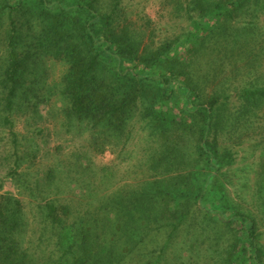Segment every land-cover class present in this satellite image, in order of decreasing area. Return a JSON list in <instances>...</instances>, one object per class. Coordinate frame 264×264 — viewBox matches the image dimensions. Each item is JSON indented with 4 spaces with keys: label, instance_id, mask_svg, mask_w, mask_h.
I'll list each match as a JSON object with an SVG mask.
<instances>
[{
    "label": "trees",
    "instance_id": "1",
    "mask_svg": "<svg viewBox=\"0 0 264 264\" xmlns=\"http://www.w3.org/2000/svg\"><path fill=\"white\" fill-rule=\"evenodd\" d=\"M160 9L185 26L151 49L120 0H0V122L47 100L40 84L53 58L68 66L59 94L67 125L89 131L88 151L123 149L134 119L147 121L152 143L132 184L92 193L97 207L38 204L41 235L55 236L48 253L22 246L23 204L0 195V264H127L153 232L171 227L169 239L198 213L222 227L215 264H264V0ZM166 248L141 264H161Z\"/></svg>",
    "mask_w": 264,
    "mask_h": 264
},
{
    "label": "rangeland",
    "instance_id": "2",
    "mask_svg": "<svg viewBox=\"0 0 264 264\" xmlns=\"http://www.w3.org/2000/svg\"><path fill=\"white\" fill-rule=\"evenodd\" d=\"M122 7L142 37L143 44L151 49L174 33L180 32L185 23L173 19L166 9H160L165 0H120ZM148 16L150 21H142ZM3 51L0 44V55ZM47 74L40 84L41 95L34 109L11 113L9 123L0 122V195H10L22 202L29 229L22 239V246L39 254L48 253L51 247L45 240L55 238L43 231L38 204L52 203L58 210L67 208L73 214L97 207L91 200L93 192L108 195L119 185L132 184L140 176L147 148L152 145L147 121L134 119L131 135L123 149L109 147L103 156L88 151L89 131H79L67 125L66 103L59 94L63 76L68 66L53 58L45 59ZM46 95H45V94ZM78 153L87 154L86 163H80ZM250 151L247 152V156ZM243 156L239 150L238 160ZM256 159V158H255ZM90 166H86L87 164ZM241 167V165H240ZM53 177H47L49 172ZM249 176L253 179L254 174ZM102 178V181L96 180ZM96 183V187L95 184ZM240 199H249L248 189L237 181ZM60 213V211L58 210ZM177 230L166 227L153 232L149 239L127 260L141 264L150 256L159 254L167 246L161 264H215L217 249H221L222 227L208 222L203 213L193 214ZM216 232V235L214 236ZM261 243L264 244V220L260 223ZM42 237L41 239H39Z\"/></svg>",
    "mask_w": 264,
    "mask_h": 264
}]
</instances>
